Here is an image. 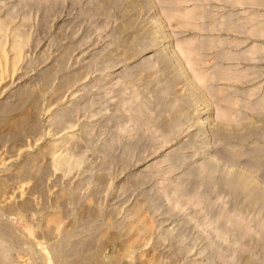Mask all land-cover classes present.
I'll return each instance as SVG.
<instances>
[{
	"label": "rangeland",
	"instance_id": "1",
	"mask_svg": "<svg viewBox=\"0 0 264 264\" xmlns=\"http://www.w3.org/2000/svg\"><path fill=\"white\" fill-rule=\"evenodd\" d=\"M263 94L264 0H0V264H264Z\"/></svg>",
	"mask_w": 264,
	"mask_h": 264
},
{
	"label": "bare ground",
	"instance_id": "2",
	"mask_svg": "<svg viewBox=\"0 0 264 264\" xmlns=\"http://www.w3.org/2000/svg\"><path fill=\"white\" fill-rule=\"evenodd\" d=\"M263 96H264V94H263ZM262 98H263V100L260 103L264 106V97H262ZM222 116H224V113H222ZM255 195H256V193L252 192L250 202L254 203L253 201L255 200Z\"/></svg>",
	"mask_w": 264,
	"mask_h": 264
}]
</instances>
